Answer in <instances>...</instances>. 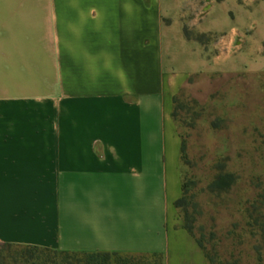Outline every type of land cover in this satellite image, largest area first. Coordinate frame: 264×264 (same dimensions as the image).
I'll list each match as a JSON object with an SVG mask.
<instances>
[{
    "label": "crops",
    "instance_id": "obj_1",
    "mask_svg": "<svg viewBox=\"0 0 264 264\" xmlns=\"http://www.w3.org/2000/svg\"><path fill=\"white\" fill-rule=\"evenodd\" d=\"M263 41L264 0H0V242L206 264L174 205L173 98L263 71Z\"/></svg>",
    "mask_w": 264,
    "mask_h": 264
},
{
    "label": "rangeland",
    "instance_id": "obj_2",
    "mask_svg": "<svg viewBox=\"0 0 264 264\" xmlns=\"http://www.w3.org/2000/svg\"><path fill=\"white\" fill-rule=\"evenodd\" d=\"M185 31L202 43L218 36ZM172 117L181 140L182 223L186 214L215 264H264V70L193 73L175 95Z\"/></svg>",
    "mask_w": 264,
    "mask_h": 264
},
{
    "label": "trees",
    "instance_id": "obj_3",
    "mask_svg": "<svg viewBox=\"0 0 264 264\" xmlns=\"http://www.w3.org/2000/svg\"><path fill=\"white\" fill-rule=\"evenodd\" d=\"M174 99L175 96L173 103ZM182 186L181 182V195L174 202L176 208L185 204ZM182 224L194 237L186 214L183 216ZM195 240L205 254L206 264H215L214 258L205 252L202 242L196 238ZM1 246L3 249L0 250V264H163V256L159 253L65 251L10 242H2Z\"/></svg>",
    "mask_w": 264,
    "mask_h": 264
}]
</instances>
